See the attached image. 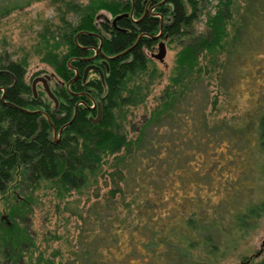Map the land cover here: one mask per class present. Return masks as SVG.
Instances as JSON below:
<instances>
[{"label":"trees","instance_id":"1","mask_svg":"<svg viewBox=\"0 0 264 264\" xmlns=\"http://www.w3.org/2000/svg\"><path fill=\"white\" fill-rule=\"evenodd\" d=\"M33 1L0 0V19ZM63 1L74 11V22L63 11L61 25L40 33L43 59L56 72L49 74V85L57 104L45 88L51 104L42 91L34 94L25 79L26 57L0 55V193L10 185L31 190L23 198L14 195L9 207L14 219L0 216L4 264L218 263L264 215V103L257 101L242 123L218 117L207 110L209 103L216 108L218 98L210 99L205 78L223 79L255 58L248 48L253 42L264 46V0H244L241 7L236 0H218L206 12V29L193 32L178 50L163 93L132 127L134 133L126 127L127 116L146 102L158 72L147 53L153 35H179L193 26L203 12L200 0ZM101 9L113 17L127 15L115 25L98 23ZM101 38L100 53L93 56ZM122 51L112 59L102 55ZM90 71L97 75L89 78ZM53 126L57 132L64 126L59 141ZM231 156L234 168L225 163ZM171 167L181 181L182 170L195 175L204 192L187 193L184 186L182 194L169 195L159 178L169 176ZM254 168L262 180L259 189L249 177ZM104 172L111 182L107 197L96 196L86 215L76 212L98 227L80 231L72 257L63 258L60 250H40L34 257L35 235L24 222L33 189L50 182L62 198ZM255 189L262 194L258 200L252 197ZM127 195L131 201H125ZM240 264H264V253Z\"/></svg>","mask_w":264,"mask_h":264},{"label":"rangeland","instance_id":"2","mask_svg":"<svg viewBox=\"0 0 264 264\" xmlns=\"http://www.w3.org/2000/svg\"><path fill=\"white\" fill-rule=\"evenodd\" d=\"M71 1L75 4L82 5L86 4L89 0ZM217 1L218 0H200V4H202L200 7L203 12L193 26L188 27L179 35L162 34L161 32L160 36L156 38L152 48L147 49V53L153 59L152 65L157 67L158 72L157 76L154 77V82L150 86L151 90L146 102L131 107L129 111L131 113L127 118L131 123H128L127 120L126 127L130 133H134L132 127H136L141 118L146 116L150 109L158 102L159 96L163 93L164 87L168 83L170 75L173 73L178 50L187 42L189 36L193 32H200L206 29V12L208 10H213ZM236 2L241 7L244 0H236ZM66 9L63 0L61 2L36 0L23 8L12 10L0 19V55H2L5 60L8 58L21 59L26 57L28 63L25 79L29 84L32 83L35 76H43L55 72L54 67L43 59V44L40 35L62 24L60 14L63 11H66L65 15L69 20L71 19L74 22L76 18L74 11ZM112 19L113 15L110 12L101 9L98 12L96 21L98 23L107 20L111 22ZM160 40H163L166 46V55L162 61L152 56V53L158 52ZM248 49V52L254 53L253 56L255 58H246L244 62L240 63V70L235 67V72L227 74L223 79L217 77L216 74H214L212 78L205 75V83L208 82L210 99H212L214 95L218 98L216 108H212V104L209 103L207 110H212V113L216 116L224 117L228 121L235 123H242V121L246 119L247 114L254 111L257 101L260 100L264 103V46L253 42L249 45ZM202 62L204 64L207 63V59H203ZM95 75H97L95 72H89V78L95 77ZM50 83L53 85L54 80L52 79ZM36 87L38 91L43 92V97L47 98L51 104L52 101L44 92L42 82L39 81ZM53 137L55 140L59 141L61 134L55 132L53 133ZM225 149L224 147V150ZM231 157L232 158H229V160L225 162L226 164H231L230 159H233V156ZM250 158L251 160L257 158L256 152H254ZM230 166L234 168V164ZM173 175L174 171L171 167L169 176L165 179L159 178V185L166 190L169 195L182 194L184 186L187 193L204 192L201 188L202 183L200 179H194L195 175L187 170H182L183 182L180 178H175ZM249 177L255 181V185H257L258 188L262 180L258 178L257 169H252ZM191 178L193 180H191ZM93 181L92 179L88 186L81 192L73 190L70 194H66L62 198L57 195L56 187L52 186L50 182H44L40 187L33 189L30 198L31 210L25 215L24 222L35 235L34 247L37 248H35L34 257H36L40 250L44 251V254H50L53 250H60L63 258H66V256L72 257L71 250H73L79 242L77 241V235L80 231L86 229L84 233H88L89 230L94 228L92 220L88 224H85V219L79 218L76 212L83 211L84 215H86V210H89L90 203L93 199H95L96 196L106 198L107 191L111 186V182L109 178H107V173L105 172L104 175H98L97 182ZM27 189L28 187L25 185H10L8 192L0 193L1 217H4L8 221L15 218H11L9 207L11 203L16 200V195L19 198H23L25 195L29 194L31 190ZM256 189L252 197L258 200L262 194L260 190ZM218 196L220 195H216L215 197ZM116 200L117 206L124 212L126 205L122 204L121 198L118 195ZM129 200L131 201V197L127 195L125 201L127 202ZM172 202L173 201H170L171 204ZM96 228H94V230ZM263 237L264 215L260 216L256 226L249 233L248 237L229 252L226 258L216 264H240L246 258H252V260L259 259L264 253V243L262 249H260ZM259 249L261 253L256 254ZM59 258L60 255H57L56 259L58 260ZM0 264H4V258L1 253Z\"/></svg>","mask_w":264,"mask_h":264},{"label":"water","instance_id":"3","mask_svg":"<svg viewBox=\"0 0 264 264\" xmlns=\"http://www.w3.org/2000/svg\"><path fill=\"white\" fill-rule=\"evenodd\" d=\"M123 15H127V13H121V14L116 15L115 17H113L112 22L115 23L116 20H117L118 18L122 17ZM163 23H164V17L161 16V26L163 25ZM159 36H160V33H158V34H154V35H153L154 38H158ZM101 44H102V38H101V42H100L99 47H101ZM130 48H131V47H129L128 49H130ZM128 49H126V50H128ZM124 52H125V51H122V52L117 53V54H114V55H107V54H102V55L104 56L105 59H112V58H115V57H117V56H120V55L123 54ZM165 55H166V46H165V42H164L163 40H160V41H159V49H158V52H154V53H152V56H154L155 58H157V59H159V60L162 61V60H164ZM93 56H94V55H93ZM88 58H89V57H88ZM90 68H91V66L89 65V66L85 69L84 77L87 76V72H88V70H89ZM1 71H2V70H0V72H1ZM77 74H78V71L76 72V75H75L72 79H74V78L77 76ZM49 79H50V75H49V74H45V75H43V76H41V75L35 76V77L33 78V81H32L33 91H34V94L37 95V88H36V85H37V83H38L39 81L42 82V84H43V86H44V88H45L47 94H48V95H49V96L55 101V103L57 104V103H58V98L55 96V94H54L53 91L51 90V87H50V85H49ZM77 106H78V104H76V106H75V110L77 109ZM74 116H75V114H74ZM74 116H73V118H74ZM99 117H100V108H99L98 116H97L96 118H94L93 120H94V121H97V120L99 119ZM73 118H72L71 120H73ZM53 127H54V133L57 132V128H56L55 126H53ZM63 128H64V126L61 127V128H59V130H58L59 134H61V132L63 131ZM263 243H264V237H263V239H262V243H261V247H260V249H262V247H263ZM260 249H259V251H257V253H259V252L261 251ZM257 253H256V254H257Z\"/></svg>","mask_w":264,"mask_h":264},{"label":"flooded vegetation","instance_id":"4","mask_svg":"<svg viewBox=\"0 0 264 264\" xmlns=\"http://www.w3.org/2000/svg\"><path fill=\"white\" fill-rule=\"evenodd\" d=\"M113 23V22H112ZM113 25H115V23H113ZM100 49H101V47H99L98 46V48L97 49H95V52H94V56L95 55H99V53H100ZM96 105V102L95 101H93L92 103H91V105H89V107H94Z\"/></svg>","mask_w":264,"mask_h":264}]
</instances>
